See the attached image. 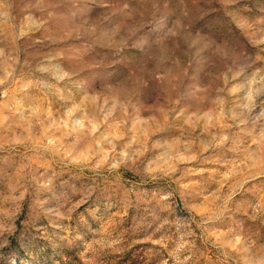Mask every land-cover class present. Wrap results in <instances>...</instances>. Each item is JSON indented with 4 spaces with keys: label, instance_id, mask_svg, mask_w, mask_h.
Listing matches in <instances>:
<instances>
[{
    "label": "clouds",
    "instance_id": "9594fccd",
    "mask_svg": "<svg viewBox=\"0 0 264 264\" xmlns=\"http://www.w3.org/2000/svg\"><path fill=\"white\" fill-rule=\"evenodd\" d=\"M0 264H264V0H0Z\"/></svg>",
    "mask_w": 264,
    "mask_h": 264
}]
</instances>
